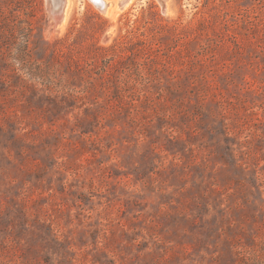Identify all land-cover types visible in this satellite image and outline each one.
<instances>
[{
  "label": "rangeland",
  "instance_id": "rangeland-1",
  "mask_svg": "<svg viewBox=\"0 0 264 264\" xmlns=\"http://www.w3.org/2000/svg\"><path fill=\"white\" fill-rule=\"evenodd\" d=\"M165 2L0 0V264H264V0Z\"/></svg>",
  "mask_w": 264,
  "mask_h": 264
},
{
  "label": "water",
  "instance_id": "water-1",
  "mask_svg": "<svg viewBox=\"0 0 264 264\" xmlns=\"http://www.w3.org/2000/svg\"><path fill=\"white\" fill-rule=\"evenodd\" d=\"M100 10H105L108 3L106 0H91ZM130 0H118L117 5L124 8ZM48 9V23L52 28H58L64 21L68 0H46ZM163 9H166L165 0H161Z\"/></svg>",
  "mask_w": 264,
  "mask_h": 264
},
{
  "label": "bare ground",
  "instance_id": "bare-ground-1",
  "mask_svg": "<svg viewBox=\"0 0 264 264\" xmlns=\"http://www.w3.org/2000/svg\"><path fill=\"white\" fill-rule=\"evenodd\" d=\"M107 1V3H108V5H107V7L105 8V13H107V12H109V14H115V13H117V12H119V11H121L122 9H124V8H126V7H128L134 0H130L126 5H125V7L124 8H120L118 5H117V2H118V0H106ZM161 1V0H160ZM166 1V0H165ZM92 2V1H91ZM69 3V0H68V2H67V4ZM113 3V4H112ZM162 4V3H161ZM113 5V8H111V6ZM96 6V5H95ZM97 7V6H96ZM111 8V9H110ZM97 9L99 10V8L97 7ZM101 11H103V10H101ZM104 13V12H103ZM62 28V26L60 25L59 26V28ZM56 29V28H55Z\"/></svg>",
  "mask_w": 264,
  "mask_h": 264
}]
</instances>
